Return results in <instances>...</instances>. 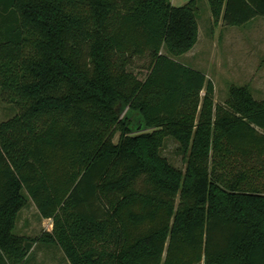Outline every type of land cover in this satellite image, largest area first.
Returning <instances> with one entry per match:
<instances>
[{"label":"trees","instance_id":"16d2710c","mask_svg":"<svg viewBox=\"0 0 264 264\" xmlns=\"http://www.w3.org/2000/svg\"><path fill=\"white\" fill-rule=\"evenodd\" d=\"M1 2L0 264L36 244L68 264H264V100L233 85L216 105L181 62L197 0ZM208 2L214 27L264 18V0ZM31 203L52 232L18 233Z\"/></svg>","mask_w":264,"mask_h":264},{"label":"rangeland","instance_id":"374dc122","mask_svg":"<svg viewBox=\"0 0 264 264\" xmlns=\"http://www.w3.org/2000/svg\"><path fill=\"white\" fill-rule=\"evenodd\" d=\"M191 0H172L175 7ZM200 10L199 42L189 56L181 62L206 73L215 86V104L224 105L229 99L231 86H248L257 100H264V18H257L241 27L213 26L208 0H197ZM148 59H136L130 69L139 79L147 76ZM13 105L0 98V121L15 114ZM119 135L115 138V143ZM177 168L185 169L177 144L169 139L164 152ZM52 220H42L35 205L25 209L18 225V233L27 237H39L51 231ZM27 264H68L59 248L36 244Z\"/></svg>","mask_w":264,"mask_h":264},{"label":"crops","instance_id":"0c3cea01","mask_svg":"<svg viewBox=\"0 0 264 264\" xmlns=\"http://www.w3.org/2000/svg\"><path fill=\"white\" fill-rule=\"evenodd\" d=\"M3 4H5L4 2H1V6H0V14H2L3 12H2V9L5 7V5H3ZM3 15H5V14H3ZM194 50V49H193ZM193 50L192 51H190L188 54H186L185 56H189V54H191L192 52H193ZM52 230H53V228H52ZM52 230L51 231H48V232H52Z\"/></svg>","mask_w":264,"mask_h":264}]
</instances>
